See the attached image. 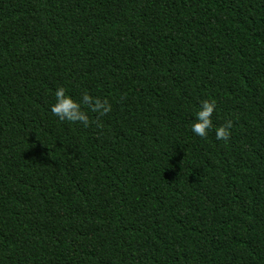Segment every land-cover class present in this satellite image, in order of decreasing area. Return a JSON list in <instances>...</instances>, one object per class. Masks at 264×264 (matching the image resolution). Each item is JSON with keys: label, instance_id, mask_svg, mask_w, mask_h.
Listing matches in <instances>:
<instances>
[{"label": "trees", "instance_id": "trees-1", "mask_svg": "<svg viewBox=\"0 0 264 264\" xmlns=\"http://www.w3.org/2000/svg\"><path fill=\"white\" fill-rule=\"evenodd\" d=\"M0 264H264V0H0Z\"/></svg>", "mask_w": 264, "mask_h": 264}, {"label": "clouds", "instance_id": "clouds-1", "mask_svg": "<svg viewBox=\"0 0 264 264\" xmlns=\"http://www.w3.org/2000/svg\"><path fill=\"white\" fill-rule=\"evenodd\" d=\"M56 102L51 106V112L60 121H69L72 123L80 122L85 127L89 125V118L82 110L81 103L74 101L70 96L66 95L64 87H59L55 92ZM83 105L87 106L92 112L98 113L103 116L111 112L112 105L107 99L101 100L100 98L92 97L85 93L82 96ZM216 110V102L202 101L200 110L196 113L195 121L191 125V131L200 138H206L209 130L213 128L212 114ZM233 122L226 121L222 126L215 129V137L217 140L227 141L231 136V128Z\"/></svg>", "mask_w": 264, "mask_h": 264}]
</instances>
